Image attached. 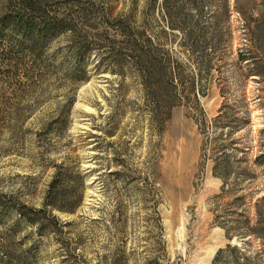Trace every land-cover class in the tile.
<instances>
[{
    "label": "rangeland",
    "instance_id": "374dc122",
    "mask_svg": "<svg viewBox=\"0 0 264 264\" xmlns=\"http://www.w3.org/2000/svg\"><path fill=\"white\" fill-rule=\"evenodd\" d=\"M38 1L78 28L33 43L0 0V258L213 264L230 243L216 212L264 198V0ZM124 32L157 51L169 96L119 61ZM243 148L257 179L224 195L222 155L235 181ZM52 192L78 207L31 221ZM248 255L264 264L257 240Z\"/></svg>",
    "mask_w": 264,
    "mask_h": 264
},
{
    "label": "trees",
    "instance_id": "16d2710c",
    "mask_svg": "<svg viewBox=\"0 0 264 264\" xmlns=\"http://www.w3.org/2000/svg\"><path fill=\"white\" fill-rule=\"evenodd\" d=\"M8 1L12 4L8 8V11L5 12L6 23L20 30L27 38H31L33 43H39L41 39H44L43 37L45 35L53 36L56 33L60 34L66 31H74L78 28V25H75L76 23L73 16L62 19H59L58 16L52 18V16L46 12L47 9L45 8V6L48 8L49 3L44 4V1ZM124 33L126 34L125 37L128 39V43L126 42V47L118 49L116 52L119 61H126V64L133 62L141 75L140 77H143L145 87L148 89L153 99H164V96H169V94H166L168 91L164 85L165 77L168 76V72L165 64H162L159 61V55L157 56L156 53L157 51H145L137 38H134V36L129 35L126 32ZM208 67L211 68L210 66ZM222 143H227V141ZM222 149L229 150L227 144H224ZM236 150L239 151L240 148H236ZM250 151L251 150L249 149H245L244 151L243 148L242 158L237 160V163L239 165L245 163L246 167L244 170H237L239 172V179L235 181L230 180L236 174V172H232L230 168L234 163L232 161L234 156L228 152H225L222 155L223 158L220 163L222 171L220 173H216V177L223 181L222 191L224 192V195L230 191L232 192L238 189L245 190V188L242 187L245 180H248L250 183H254L257 179L253 172L248 168V157L250 155ZM256 164H258V166L263 165L264 167V152L262 155L257 157ZM220 165H218V168ZM263 204L264 198L258 201L253 207V205L248 202L247 195H238L231 202L224 205V212L222 214L218 215V212H216L217 214L215 219L219 226L226 231L227 239L230 243L225 249H222L217 253L213 264L254 263V260L248 255V252L251 250L252 240H257L261 246H264V210L260 207L261 205L263 206ZM77 207L78 205L73 203L68 205L59 204L57 196L53 194L51 203L48 202V204H45V207L42 210H33L35 218H31V221L36 223L40 222L41 217H46L54 211L74 212ZM252 211L253 216L251 217ZM19 214L24 218L29 217L20 210ZM51 216L52 219H56L53 214ZM236 239L242 242L243 246L240 247L234 245L233 242ZM162 251L165 252V245L162 246ZM121 253H123L125 257V252L122 251ZM4 259H9L6 261L8 263H5ZM0 260L2 264H13L12 261H16V264H30L25 255L18 256V253L9 254L6 252L3 256H1ZM121 262L122 264H125L126 258L125 261H122L121 259Z\"/></svg>",
    "mask_w": 264,
    "mask_h": 264
}]
</instances>
